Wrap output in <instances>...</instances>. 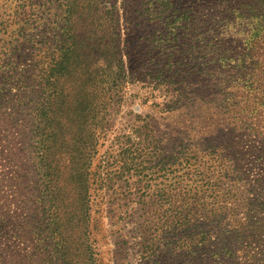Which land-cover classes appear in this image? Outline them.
<instances>
[{
  "label": "rangeland",
  "instance_id": "374dc122",
  "mask_svg": "<svg viewBox=\"0 0 264 264\" xmlns=\"http://www.w3.org/2000/svg\"><path fill=\"white\" fill-rule=\"evenodd\" d=\"M31 2L0 0V264H143V230L152 240L176 218L203 224L209 263L264 264V238L246 228L233 258L213 256L218 222L264 221L251 201L264 198L263 168L244 156L243 125L214 140L229 118L264 126V0H79L63 37L60 2L50 13ZM18 30L34 43L8 61ZM47 75L76 106L53 110L41 163L24 104Z\"/></svg>",
  "mask_w": 264,
  "mask_h": 264
},
{
  "label": "trees",
  "instance_id": "16d2710c",
  "mask_svg": "<svg viewBox=\"0 0 264 264\" xmlns=\"http://www.w3.org/2000/svg\"><path fill=\"white\" fill-rule=\"evenodd\" d=\"M30 1L29 9H33V3ZM55 1H59V6H61L64 11V21L60 26V30L62 31L61 37L65 36V32L68 31L72 27V23L75 19H78L81 15L80 11L83 9L82 3L79 2V0H45L43 4V0H34L35 3L38 2L40 7H43V11H47L50 13L54 9ZM235 1V0H234ZM34 3V5H35ZM28 5H26L27 7ZM233 13H237L238 9H232ZM72 11L74 12L73 17ZM32 12V11H31ZM25 13V11H24ZM34 16L33 13H29V18H32ZM43 17H40L39 20H42ZM264 22V19H263ZM24 23V22H23ZM24 25L28 26V23H25ZM264 33V31H261ZM20 30L17 31V35H15V39L13 43L9 44V51L8 53H5L6 60H21L24 49L27 47V49L32 48V35L27 37H23L24 35H19ZM56 37V35H55ZM54 37V38H55ZM21 40V41H20ZM59 48V59L62 58L67 52L69 45L65 43V41L62 39L60 43ZM52 56V54H51ZM52 59L50 60L49 64L46 65V71H52L54 66L56 64H52ZM60 69V70H59ZM58 70L64 71L62 63L58 64ZM261 75H263L262 70L259 71ZM4 75V74H2ZM6 80H9V76L6 77L3 83L0 84L1 88L0 90H4V86L7 84ZM41 82L39 85V88L34 91L30 92L33 97H35V101L32 103L24 104L25 106H29L28 111L30 112L29 118L31 119V125L34 129V133H39V147H40V153H39V159L40 162H43V158L45 155L46 149V143L49 139H51V131L52 127H54L55 122L57 120V117L55 112L53 110L61 109L60 112H64L65 109L70 108L71 110L76 106L74 103L64 96L63 92L61 90L51 92L50 88L52 85H54L53 82H51V75H47L45 80L39 81ZM55 86V85H54ZM55 88V87H53ZM1 95V94H0ZM38 99V102H37ZM261 100H264V97L261 98ZM23 104V103H22ZM35 104V106H34ZM261 104V103H260ZM235 105H230V111L233 113L235 110ZM247 112V111H244ZM52 114L54 115V118L52 117ZM255 116H250L249 119L241 118V117H235L238 121H232L230 119V124L233 125L232 128H227L226 133L219 132L221 135L219 137H216V140L221 139L222 142L227 141H233V138L235 139L237 128L236 124L240 123L243 125L241 128L243 130V136L246 138H249V142L251 145L246 148V151L244 153V156L251 158L255 157V162L259 165V167L263 168L262 170V179L264 180V126L263 128L259 126V122L253 120ZM249 121L250 123H247ZM137 134H139L140 129L135 131ZM140 136V135H139ZM239 136V134L237 135ZM243 136H241L243 138ZM232 138V139H231ZM141 142V140H139ZM226 150V149H225ZM135 154L134 161H137L136 156L139 155L138 149L134 148V150L131 152ZM149 153H146V157ZM132 166H139L138 163L135 165L134 163ZM135 169V170H136ZM42 169H40L41 172ZM46 171V169H44ZM45 178L48 177L47 174L44 175ZM252 201V209L253 212L256 213H262L264 214V198L259 199L255 198ZM262 201V202H261ZM222 210V209H221ZM47 218H49V214H52V218L49 220L50 226L55 227L57 225V222L53 223L54 221H57L56 211L53 209L52 206H50L46 211ZM53 214H55L53 219ZM195 224H192L190 222H184L181 221L179 218H176L175 220L172 219H166L163 226L160 228V231H157V233L154 235L152 240H145L144 235L146 234V230H143L142 233V252H141V259L143 261V264H194V259H200V261L203 264H211L209 263L211 261V250H209V246L211 245L210 239H206L205 236L207 235L206 232H203L201 234V237H198V234L195 233V228L197 226H203V224L196 225L198 222H193ZM153 226V224H152ZM204 226L211 228L210 224H205ZM227 225H223L222 223L217 224L215 227L218 235H220L219 242L216 246H218L215 251H213V256L216 258H221L223 250L228 253L232 258L234 257L235 250L232 247L233 244L242 242V238H248L245 236L246 230L248 229V233H258V237L264 238V221L260 222V220H257L255 222H250V224L243 225L240 224L237 227H233L230 231L227 230ZM246 228V230H243ZM57 230V229H55ZM55 232V231H54ZM53 232V233H54ZM141 236V237H142ZM154 238L162 239L163 240V247L158 248L155 246V243H153ZM205 255V256H204ZM186 258V261L183 260Z\"/></svg>",
  "mask_w": 264,
  "mask_h": 264
}]
</instances>
